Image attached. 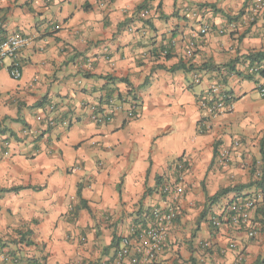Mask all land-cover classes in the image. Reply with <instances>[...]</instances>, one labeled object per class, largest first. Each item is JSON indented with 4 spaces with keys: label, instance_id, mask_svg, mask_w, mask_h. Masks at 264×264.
Listing matches in <instances>:
<instances>
[{
    "label": "crops",
    "instance_id": "obj_1",
    "mask_svg": "<svg viewBox=\"0 0 264 264\" xmlns=\"http://www.w3.org/2000/svg\"><path fill=\"white\" fill-rule=\"evenodd\" d=\"M256 1L0 0V42L29 39L20 79L8 76L11 60L0 66V264H125L115 259L121 239L133 243L132 229L170 206L177 216L154 264L264 256V192L240 194L256 205L252 239L208 223L243 197L207 201L260 167L264 77L222 67L236 61L244 75L241 58L264 50ZM214 83L234 108L212 118L199 102ZM91 107L110 121L91 122Z\"/></svg>",
    "mask_w": 264,
    "mask_h": 264
},
{
    "label": "built area",
    "instance_id": "obj_2",
    "mask_svg": "<svg viewBox=\"0 0 264 264\" xmlns=\"http://www.w3.org/2000/svg\"><path fill=\"white\" fill-rule=\"evenodd\" d=\"M252 11L254 13L264 11V0L254 2ZM148 14V10L142 12L143 17H147ZM205 32L206 29L202 30V33ZM28 44L29 39L20 35L9 36L0 42V66L3 65L5 60H11L7 73L12 80H18L21 77L20 54ZM248 72L251 74L256 73V68L253 67ZM257 91L260 96L264 97V84L258 85ZM112 102L110 101V103ZM199 106L205 109L210 117L213 118L231 113L234 108V101L220 84L214 83L209 86L207 98L200 101ZM114 107L119 109V104ZM90 112V120L96 125H103L111 119L110 116L99 113L95 107H91ZM54 125L55 122L53 120L47 122L49 127ZM203 127L206 128L208 125L204 124ZM234 146H238V143L234 142ZM219 161L223 165L228 163L229 154L227 151L219 153ZM162 191L167 193L170 188L164 187ZM174 192L179 195L181 189L175 188ZM255 207V202L252 199H233L228 202L220 215L214 216V214H210L208 223L214 228L225 222L233 228L243 230L247 238L252 239L257 234L256 228L252 223V214ZM150 214L151 220L146 227L136 230L132 229L133 243L130 238L121 239V246L115 253V259L118 263L125 261V264H154L157 256L163 251L169 228L177 216L176 209L173 206L168 207L166 210L154 209ZM202 248L208 249L209 244L204 243ZM230 248H234V245H231Z\"/></svg>",
    "mask_w": 264,
    "mask_h": 264
},
{
    "label": "trees",
    "instance_id": "obj_3",
    "mask_svg": "<svg viewBox=\"0 0 264 264\" xmlns=\"http://www.w3.org/2000/svg\"><path fill=\"white\" fill-rule=\"evenodd\" d=\"M147 9V7L145 6H140L137 9V13L142 15V12L145 11ZM143 17V16H142ZM141 22L144 25H149L148 27L151 28L150 24L148 23L147 20H142L140 19ZM162 53H165V57L168 56V52L166 50H162ZM241 62L244 63V65L246 66V71L252 69L253 67L256 68V75H259L260 77H264V50H260V51H250L248 52L247 55L243 56L241 58ZM237 62H230L228 64L223 65V69H226L227 74H236L237 77L242 78V79H251V74L248 73H238L235 65ZM221 67H218V70ZM220 72V71H219ZM223 82L225 81L226 77L222 78ZM125 82V81H123ZM222 82V83H223ZM229 94V93H228ZM230 95V94H229ZM231 96V95H230ZM3 132V131H2ZM1 132V133H2ZM259 154H260V167L259 169H253L252 170V175L257 174L255 180L247 183V184H241V185H233V186H227L226 188L220 189L215 196L209 198L207 197V201H215L219 198H221L222 196H226L228 194H233L235 197H249V195H240L242 194L245 190H251V189H256V190H260L261 192H264V137L261 139L260 144H259ZM14 191V190H12ZM236 199V198H234ZM209 212V208H206L202 211L201 214V219L207 216V213ZM151 217V216H150ZM27 245H29V243L26 241ZM8 258H10L12 261H16L18 262L19 259L14 256V255H9ZM264 263V256H262L261 258H258L256 264H263Z\"/></svg>",
    "mask_w": 264,
    "mask_h": 264
}]
</instances>
